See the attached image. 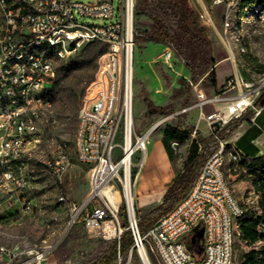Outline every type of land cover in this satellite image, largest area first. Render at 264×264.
I'll return each instance as SVG.
<instances>
[{"label": "built area", "instance_id": "1", "mask_svg": "<svg viewBox=\"0 0 264 264\" xmlns=\"http://www.w3.org/2000/svg\"><path fill=\"white\" fill-rule=\"evenodd\" d=\"M227 2L228 7L239 10L241 0ZM199 5L200 19L209 26L208 12ZM134 11L135 0H121L119 18L114 15L113 0H0V194L12 199L17 212L28 213L32 209L25 175L29 161L36 159L58 180L71 167L65 142L49 153L36 155L42 142L39 124L50 107L48 90L56 76V62L74 57L84 45L101 42L107 49L100 55L96 74L84 90L73 138L75 160L88 168L89 192L83 203L72 206L70 223H75L84 210L82 221L88 231L100 228L103 232L105 223L119 224L118 183L126 229L131 231L133 248L138 252L146 254L147 245L160 264H244V260L235 259L234 244L241 236L238 219L246 210L223 173L226 163L237 166L244 157L235 142L229 144L216 138V149L200 168L187 195L145 232L139 229L132 184L135 186L143 167L150 136L168 124L174 114L160 116L142 133L135 131ZM257 11L263 18L264 10ZM76 15L112 21L105 25L80 24ZM167 50L165 58L170 57ZM240 51L244 52V48ZM239 80L247 85L241 76ZM251 100L244 96L234 104V110L231 111L234 105L229 107V112L242 111L251 105ZM205 101L204 94L199 93L198 104L202 106ZM250 108L254 116L260 111L253 104ZM229 120L213 122L211 132ZM171 145L176 148L179 143L173 141ZM136 153L143 155L141 161L134 162ZM257 196L254 190L248 191L249 208L254 207V202V209L258 208ZM199 223L203 228L201 256L189 244L193 228ZM260 230L264 231L263 223ZM121 231L119 228L117 238ZM6 257L11 261L13 254L6 253ZM44 257L45 252H37L19 264H34Z\"/></svg>", "mask_w": 264, "mask_h": 264}, {"label": "rangeland", "instance_id": "2", "mask_svg": "<svg viewBox=\"0 0 264 264\" xmlns=\"http://www.w3.org/2000/svg\"><path fill=\"white\" fill-rule=\"evenodd\" d=\"M92 1V0H83ZM114 1V15L119 18L121 0ZM138 0H135V6ZM205 7L210 17L209 23L215 64L210 68L214 74V84L203 83V79L191 82L189 69L176 56L171 46L150 41L135 42L133 64V115L136 133H142L160 116L174 114L168 124L152 133L145 151L142 176L152 179L159 175L160 164L154 162L156 140L163 135L164 129L170 126H190L201 132L204 137L210 135L213 122L228 118H236L253 104V99L264 88V17H259L258 9L264 10V0L255 7H228L227 0H197ZM80 24L105 25L112 20L104 18H88L76 15ZM149 19L134 11L133 33L148 27ZM226 22V25H225ZM241 47L244 52H241ZM107 45L93 42L84 45L74 57L56 62V84L53 82L48 90L50 107L43 116L39 130L42 142L36 155L49 153L58 144L65 142L69 147L72 165L58 180L50 176L36 161L32 159L25 170L28 188L27 196L32 200V209L28 213L15 210L12 199L0 194V264H19L32 258L37 252H45L44 260L57 264H84L97 256L106 243L117 238L119 228L126 225L123 218L124 202L120 186L116 183L117 202L119 204V224L113 234L107 235L102 229L86 230L83 224L85 211L79 214L75 223H70L74 204L83 203L89 192L88 168L79 164L74 157L73 138L78 121V113L86 86L94 78L100 55L106 51ZM170 49V57L164 53ZM250 57V59H249ZM256 62H252V58ZM262 66V70H259ZM247 69V70H246ZM239 76L247 85L239 80ZM203 93L205 103L198 104V94ZM248 96L251 105L242 111L229 112V107L238 103L242 97ZM166 107L170 113H146V103ZM189 108L187 111L183 109ZM235 105L231 107L234 110ZM222 128V127H221ZM247 128V123L240 124L225 140L229 144ZM162 137V136H161ZM191 135V140H194ZM190 139L179 143L174 148L176 157L173 166L185 165L192 149ZM120 139H117L119 142ZM172 143V142H171ZM259 148L261 162L253 164L246 159V164L237 166L225 164L223 173L241 206H245L248 191L254 190L258 196V208L247 211L259 213L260 191L255 181L264 180V137L255 141ZM214 147V143H211ZM172 146V145H171ZM212 147V148H213ZM116 149L115 156L118 157ZM153 153V155H152ZM143 155L136 153L134 162L141 161ZM235 168V170L233 169ZM134 185L132 184V187ZM135 186L133 187V192ZM135 195V194H134ZM63 197V200L60 199ZM141 196H134L135 213L139 224L140 218L148 211L139 210L137 202ZM244 202V203H243ZM251 205V204H250ZM156 206V205H155ZM120 226V227H119ZM123 231V229H122ZM121 231V232H122ZM146 254L151 264H160L158 258L146 245ZM239 252V251H238ZM6 253L13 254L9 261ZM144 254V255H143ZM238 254L239 260L241 254ZM36 263V262H34ZM115 264H144L137 249L121 254Z\"/></svg>", "mask_w": 264, "mask_h": 264}, {"label": "trees", "instance_id": "3", "mask_svg": "<svg viewBox=\"0 0 264 264\" xmlns=\"http://www.w3.org/2000/svg\"><path fill=\"white\" fill-rule=\"evenodd\" d=\"M262 1L241 0L240 8L255 7ZM135 11L137 14L146 16L150 21L147 28L135 31V42L150 41L171 46L176 56L189 69L191 82L194 83L202 78L203 83L214 84V74L209 71L215 64L211 30L200 19L201 7L196 0H138ZM54 83L56 84V80ZM145 103L148 114L170 113L168 108L156 106L149 100ZM253 106L264 107V88L253 100ZM259 113L254 117L255 124H253L250 119L254 116V110L247 108L238 117L231 118L222 128L211 132L208 137H204L201 132L190 126L168 125L163 131L161 142L170 161H174L175 157L171 142L182 143L188 139L191 140L193 134L195 137L191 140L193 146L183 169L177 172L166 186L161 202L140 218L139 229L145 232L187 195L200 168L216 149V138L225 140L243 122H246L249 127L235 142L244 154L240 163L245 165V160L251 159L253 164H259L260 157L256 156L258 148L252 143V140L261 133L262 125L264 126V112ZM211 143H214V147ZM253 183L261 193L260 214L256 216L254 212L245 211L238 219L242 238L247 242L264 241V231L256 232L257 225L264 224V180ZM122 214L126 219L124 210ZM126 226L127 224L121 226L123 231L118 238L109 240L97 256L84 264H115L119 255L130 250L134 251L133 237ZM244 264H264V247L259 251L251 250L244 259Z\"/></svg>", "mask_w": 264, "mask_h": 264}, {"label": "crops", "instance_id": "4", "mask_svg": "<svg viewBox=\"0 0 264 264\" xmlns=\"http://www.w3.org/2000/svg\"><path fill=\"white\" fill-rule=\"evenodd\" d=\"M251 61L256 62V59L253 57ZM259 70H262V66H259ZM259 112H261L262 114L264 112V107L260 108ZM254 117L255 116H253L250 119L253 124H255ZM248 127L249 126L247 124V128ZM247 128L242 131V133L236 138V140L247 130ZM161 136L162 135H160L156 140V148H157L156 154L153 155L152 153L153 155L152 157L155 160L154 162L155 163L157 162L158 164L161 165L158 169L160 176H157L156 178L152 179L150 176L147 177L142 176V173L140 172L135 184L134 194L136 197L141 196L137 202L139 210L145 209L146 211H150L155 205L160 203L162 200V196L166 190V186L171 182L172 178L176 175V173L180 172L184 166V165H179L177 166V168L173 166L172 164L173 161L169 160V157L163 147V144L161 142ZM263 137H264V126L262 125L261 133L255 139L252 140V143L258 148V146L255 144V141ZM258 153H259V148H258ZM258 153L256 156H258ZM175 157H176V153H175ZM248 204L249 203H247V197H246V202L244 203L245 206L243 207L245 208L246 211L251 208L248 207ZM259 214L260 212L255 213L256 216H258ZM260 226L261 224L257 225L256 227V232L258 233L260 231ZM234 247H235V259L238 258L237 253H239L241 254V258L237 261H242L246 258V256L251 250L259 251L260 249H262L264 247V241L257 240L255 242H247L245 239L242 238V233H241V236L236 240ZM34 264H57V263L50 262L49 260L45 259L44 262L39 261Z\"/></svg>", "mask_w": 264, "mask_h": 264}, {"label": "water", "instance_id": "5", "mask_svg": "<svg viewBox=\"0 0 264 264\" xmlns=\"http://www.w3.org/2000/svg\"><path fill=\"white\" fill-rule=\"evenodd\" d=\"M202 238H203V228L201 227V224L199 223L193 228V234L189 238V244L194 247V252L196 253L197 256H201L203 252ZM139 253L144 263L141 252Z\"/></svg>", "mask_w": 264, "mask_h": 264}, {"label": "bare ground", "instance_id": "6", "mask_svg": "<svg viewBox=\"0 0 264 264\" xmlns=\"http://www.w3.org/2000/svg\"><path fill=\"white\" fill-rule=\"evenodd\" d=\"M133 52H134V50H133ZM133 64H134V61H133ZM132 73H133V65H132ZM242 98H243V97H242ZM241 102H243V100H242ZM132 107H133V103H132ZM235 107H236V105H235ZM231 111H232V110H231ZM131 196H132V197L134 196L133 187H132ZM115 229H116L115 224H112V223H110V222H109V223H105V224H104V227H103V233H104V234H107V235H111V234L114 233ZM141 252H143V251H141ZM143 255H144V254H143ZM144 263H145V264H151V262L149 261V259L147 258L146 255H144Z\"/></svg>", "mask_w": 264, "mask_h": 264}]
</instances>
